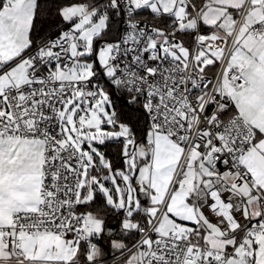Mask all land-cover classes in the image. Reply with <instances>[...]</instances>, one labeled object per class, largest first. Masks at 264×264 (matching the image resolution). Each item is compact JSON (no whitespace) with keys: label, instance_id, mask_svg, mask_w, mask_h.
<instances>
[{"label":"snow or ice","instance_id":"6c2138e0","mask_svg":"<svg viewBox=\"0 0 264 264\" xmlns=\"http://www.w3.org/2000/svg\"><path fill=\"white\" fill-rule=\"evenodd\" d=\"M38 7L0 0V264H82L84 243L96 264L105 222L77 209L97 192L124 213L122 232L140 235L131 249L113 241L125 264H264V0L72 3L60 9L71 27L31 53ZM121 9V40L97 48ZM142 10L172 31L140 27ZM177 32H195L194 47ZM97 62L144 98L146 143L92 83ZM121 137L114 169L97 145Z\"/></svg>","mask_w":264,"mask_h":264},{"label":"trees","instance_id":"16d2710c","mask_svg":"<svg viewBox=\"0 0 264 264\" xmlns=\"http://www.w3.org/2000/svg\"><path fill=\"white\" fill-rule=\"evenodd\" d=\"M92 2L94 5H103L105 0H38V11L34 20V27L31 31V39L33 41V46L31 49L39 45L43 40L52 36L58 32L61 28L68 25V22H65L60 15V9L69 3L72 2ZM197 7L202 6L204 0H194ZM91 3V4H92ZM110 20L108 23V28L104 32L103 39H114L119 31V17L118 14H109ZM136 15L149 18L156 25L167 26L172 20L168 16H154L148 10L139 11ZM202 30H207V28L201 27ZM178 36L182 38L184 43L188 46L191 45L193 39V32H178ZM177 36V35H176ZM98 40L96 42V47L98 48ZM30 49V50H31ZM29 50V51H30ZM95 60V56L92 57ZM97 64V63H96ZM96 66V65H95ZM104 89L110 95L114 110L117 113V119L119 123L127 125L132 133V136L135 138L137 144L145 143L148 133V123L145 116V113L141 107L140 101L132 102L133 93H129L126 89L118 88L114 86L111 81L107 80L104 84ZM225 114H231V112H226ZM123 145L124 138H119L118 140L106 141L105 144L99 145L102 153L105 154L106 159H108L113 168L121 167L124 168V159H123ZM142 203H144L142 201ZM78 210H92L95 213L102 215L104 222L111 217H120L119 230H121L122 219L124 213L122 211L115 210L109 206H106V201L103 195L99 192L96 193L95 201L90 206H81ZM136 220H141V216H136ZM138 233L133 231L131 234L123 232L122 235H116L114 238H120L123 243L126 245L130 244L136 237ZM112 237H107L102 232L99 235L98 248L101 250L103 255L100 258L106 257L111 253L117 252L118 250L114 249L112 246ZM87 246L82 244L81 246V261H86V252ZM125 258H119L113 262L105 264H125Z\"/></svg>","mask_w":264,"mask_h":264},{"label":"built area","instance_id":"2783aa9c","mask_svg":"<svg viewBox=\"0 0 264 264\" xmlns=\"http://www.w3.org/2000/svg\"><path fill=\"white\" fill-rule=\"evenodd\" d=\"M105 4L101 5V6H104V5H107L109 3V0H105ZM191 10V9H190ZM118 14V17H119V31H118V34L117 36L114 38V39H103V40H100L98 42V48L100 46H102V44L104 42H108V43H115L119 40H121L122 36L124 35L126 29H127V20H128V16L126 14V12H124L122 9L121 10H117V12H113V14ZM109 14H112V11L110 10L109 11ZM135 20L139 21L140 22V27H143V28H147L149 31L152 29V28H160V29H163L164 31L166 32H171L172 31V28L170 27L171 23L167 26H159V25H156L152 20H150L149 18H146V17H142V16H138V15H135L133 17ZM71 27V24L69 23L68 25H66L65 27L61 28L58 32H56L55 34H53L52 36L46 38L45 40H43L39 45L41 44H44L46 42H48L49 40H54L56 39L60 33L62 31H66L68 30L69 28ZM202 32V31H201ZM203 33V32H202ZM209 33V32H208ZM208 33H203V34H208ZM196 33L193 32V39H192V42H191V45H189V49H192L195 45V41H196ZM176 39L177 40H180V41H183L181 37L179 36H176ZM184 43V41H183ZM185 44V43H184ZM37 45L35 48L31 49L29 52L31 53H34L37 49V47L39 46ZM121 66H123V59L121 60ZM220 67L221 65L219 63L216 64L215 67L211 68L210 67L207 69V75L209 76V78L211 79H215V73L218 72L220 70ZM95 71L97 73L95 79L92 81L93 84H96V83H99L101 86L104 87V84L107 80H109L104 74H103V69L100 67L99 63L97 62L96 66H95ZM110 81V80H109ZM134 94V93H133ZM135 95V94H134ZM140 101V104H141V107L145 113V116H146V119H147V123H148V131H149V128H150V118L147 114V112L145 111L144 107H143V103H144V98L143 97H140L138 99ZM215 109V105H212L209 107L208 109V112L211 113L213 110ZM231 114H225V117L224 118H227L229 117ZM146 143V142H145ZM221 167V170H223V165L221 164L220 165ZM148 204V201L146 199H144V205L147 206ZM78 210V209H77ZM86 210H78V212H85ZM205 213L206 214H209L210 215V218L215 221V217L212 216L209 212H208V209H204ZM141 220H142V217H141ZM243 222V221H241ZM250 226V225H249ZM243 233H241V237H242ZM155 237H153L154 239ZM140 239V235L138 233L137 237L130 243L127 245V247L129 249L132 248V246L136 243V241ZM98 241H99V236H96V237H93L91 238V242L96 244L98 246ZM87 247L88 245L86 243H84ZM134 250V249H133ZM229 251H231V249H229ZM129 254V253H128ZM127 254V255H128ZM126 256V255H125ZM119 258H121V255H120V251L118 250L117 252H114V253H111L110 255L106 256V257H103V258H99L96 262V264H105V263H109V262H113L115 260H118ZM82 264H87V261L85 262H82Z\"/></svg>","mask_w":264,"mask_h":264},{"label":"water","instance_id":"95a60500","mask_svg":"<svg viewBox=\"0 0 264 264\" xmlns=\"http://www.w3.org/2000/svg\"><path fill=\"white\" fill-rule=\"evenodd\" d=\"M141 199L142 201H144L143 197ZM119 225H120V217L117 216V217L109 218L104 225V230H103L104 235L112 238H114L117 234L122 235L123 232L122 230H119Z\"/></svg>","mask_w":264,"mask_h":264},{"label":"rangeland","instance_id":"374dc122","mask_svg":"<svg viewBox=\"0 0 264 264\" xmlns=\"http://www.w3.org/2000/svg\"><path fill=\"white\" fill-rule=\"evenodd\" d=\"M81 2H85V1H81ZM72 3H78L77 1L76 2H72ZM72 3H69V4H66V5H64L63 7H65V6H68V5H70V4H72ZM87 3H89V4H91L92 2H87ZM93 4V3H92ZM62 7V8H63ZM149 11V10H148ZM191 11V10H190ZM177 36L179 35L178 34V32H177V34H176ZM186 47H188L189 48V46H187L186 44H184ZM111 99V98H110ZM111 103H112V100H111ZM113 105V104H112ZM109 111H112L113 110V108H109L108 109ZM105 128H106V130H108V131H112L113 129L111 128V126H107V125H105ZM115 130H119V128L117 127ZM97 147H98V149H99V151L100 152H102V150L100 149V147H99V145H97ZM146 162V161H145ZM115 169H122L121 167H117V168H115ZM144 204V203H143ZM94 214H96L97 216H99V217H101V218H103L102 217V215H100V214H98V213H95L94 212ZM124 218V217H123ZM123 220V219H122ZM113 241H120V239L119 238H115V239H112V243H113ZM123 242V241H122ZM98 247V246H97ZM131 253H129L128 255H130ZM127 256V255H126ZM127 258H128V256H127ZM127 258H125L126 260H127Z\"/></svg>","mask_w":264,"mask_h":264},{"label":"crops","instance_id":"0c3cea01","mask_svg":"<svg viewBox=\"0 0 264 264\" xmlns=\"http://www.w3.org/2000/svg\"><path fill=\"white\" fill-rule=\"evenodd\" d=\"M204 27V26H203ZM204 28H207V30H209V31H206V30H202L201 29V31L203 32V33H208V32H210L211 31V29L210 28H208V27H204ZM189 46V45H188ZM211 68H213V67H210V69ZM144 202V201H143ZM115 239V238H114ZM120 239V238H119ZM120 242H122V240L120 239ZM113 244V243H112ZM128 256V255H127ZM127 256H126V258H127ZM125 261H126V259H125Z\"/></svg>","mask_w":264,"mask_h":264}]
</instances>
